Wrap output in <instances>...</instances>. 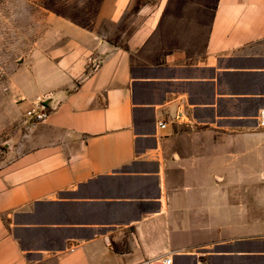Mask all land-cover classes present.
Segmentation results:
<instances>
[{"label": "crops", "instance_id": "1", "mask_svg": "<svg viewBox=\"0 0 264 264\" xmlns=\"http://www.w3.org/2000/svg\"><path fill=\"white\" fill-rule=\"evenodd\" d=\"M35 1L0 0V264H264V0H100L109 36Z\"/></svg>", "mask_w": 264, "mask_h": 264}, {"label": "rangeland", "instance_id": "2", "mask_svg": "<svg viewBox=\"0 0 264 264\" xmlns=\"http://www.w3.org/2000/svg\"><path fill=\"white\" fill-rule=\"evenodd\" d=\"M99 2L100 0H36L33 4V9L42 14L51 12L72 24L109 36L114 32L115 27L99 19L97 15ZM5 6L10 9L6 8L5 15H0V26L27 27L29 25L26 18L12 17L10 14L11 4ZM36 21L37 24L43 23L42 18H37ZM0 74L4 79L0 78L1 90L3 86H7V81L12 77L13 70L11 67L3 68V72L0 70ZM6 152L7 149L0 144V157Z\"/></svg>", "mask_w": 264, "mask_h": 264}, {"label": "built area", "instance_id": "3", "mask_svg": "<svg viewBox=\"0 0 264 264\" xmlns=\"http://www.w3.org/2000/svg\"><path fill=\"white\" fill-rule=\"evenodd\" d=\"M47 115V109L44 104H36L25 113L26 120L28 124L34 128L37 124L42 122ZM258 124L260 127H264V111L261 112L257 118ZM160 127H164L163 124H160ZM142 264H170V259L160 258V259H151L146 260Z\"/></svg>", "mask_w": 264, "mask_h": 264}]
</instances>
